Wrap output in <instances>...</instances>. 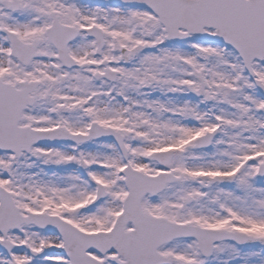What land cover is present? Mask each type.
Wrapping results in <instances>:
<instances>
[{"label": "snow or ice", "instance_id": "obj_1", "mask_svg": "<svg viewBox=\"0 0 264 264\" xmlns=\"http://www.w3.org/2000/svg\"><path fill=\"white\" fill-rule=\"evenodd\" d=\"M0 264H264V0H0Z\"/></svg>", "mask_w": 264, "mask_h": 264}]
</instances>
